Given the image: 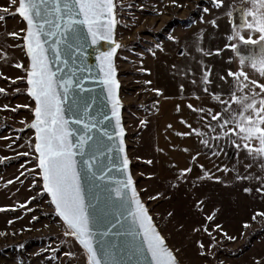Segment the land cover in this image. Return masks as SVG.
Returning a JSON list of instances; mask_svg holds the SVG:
<instances>
[{"label": "rangeland", "instance_id": "374dc122", "mask_svg": "<svg viewBox=\"0 0 264 264\" xmlns=\"http://www.w3.org/2000/svg\"><path fill=\"white\" fill-rule=\"evenodd\" d=\"M227 1L82 0L115 76L136 191L177 264H264V180L237 185L180 183L160 193L158 185L146 184L139 174L142 164L135 160L138 136L157 98L146 60L161 47L180 43L194 47L195 42L209 41L218 29L200 26H214L220 5L227 7ZM19 3L25 18L21 17L24 26L18 39L25 46L28 33L29 57L25 55L22 78L0 86V264H96L81 234L64 216L65 195L61 203L51 189L55 157L42 110L44 92L34 91L29 83L34 66L40 69ZM8 16L0 13L1 19ZM188 19H194L193 24L184 26ZM176 66L172 59L166 65L170 70ZM54 174L64 193L59 173Z\"/></svg>", "mask_w": 264, "mask_h": 264}, {"label": "crops", "instance_id": "0c3cea01", "mask_svg": "<svg viewBox=\"0 0 264 264\" xmlns=\"http://www.w3.org/2000/svg\"><path fill=\"white\" fill-rule=\"evenodd\" d=\"M227 2L214 26H200L218 29L209 41L161 47L146 60L157 98L135 160L146 184L158 185L160 193L180 183L264 180V0ZM3 12L9 16L0 18V86L22 78L29 57L27 41L22 47L18 39L25 18L19 0H0ZM170 59L175 70L166 67ZM34 68L29 83L38 92Z\"/></svg>", "mask_w": 264, "mask_h": 264}, {"label": "water", "instance_id": "95a60500", "mask_svg": "<svg viewBox=\"0 0 264 264\" xmlns=\"http://www.w3.org/2000/svg\"><path fill=\"white\" fill-rule=\"evenodd\" d=\"M45 85L70 209L96 264H174L139 199L115 76L82 0H20Z\"/></svg>", "mask_w": 264, "mask_h": 264}, {"label": "bare ground", "instance_id": "6f19581e", "mask_svg": "<svg viewBox=\"0 0 264 264\" xmlns=\"http://www.w3.org/2000/svg\"><path fill=\"white\" fill-rule=\"evenodd\" d=\"M39 69H40V67H39ZM37 74H38L37 77H39V82H40V91L43 89V92H44V103H43V106H42V110L45 111L47 124H48L49 132H50V137L49 138L47 137V139L50 141L51 149H52L53 155L55 157L54 161L52 162V164H53V166H52L53 172H52V177L50 178V185H51V189L53 191V194H54L55 198L59 202H61V203L64 202V196H62V194L65 195V200H66L65 202H67L66 203V207H67L66 209H70V201H69V197H68V193H67V189H66V185H65V180H64V175H63V168H62L61 159H60L59 153H58V148H57L56 138H55V134H54V130H53V125H52V121H51L50 114H49L48 101H47V97H46L45 85H44V82H43V79H42L41 70L40 71L38 70ZM55 171L59 173L60 181H62L61 183H62V187H63L64 193H62L61 190H59L58 187H57V183L55 181V174H54ZM167 254L170 257V254L168 252H167ZM170 259L172 260V262H174L171 257H170ZM174 264H177V263L174 262Z\"/></svg>", "mask_w": 264, "mask_h": 264}, {"label": "trees", "instance_id": "16d2710c", "mask_svg": "<svg viewBox=\"0 0 264 264\" xmlns=\"http://www.w3.org/2000/svg\"><path fill=\"white\" fill-rule=\"evenodd\" d=\"M194 19H188L187 21L183 22L184 26H191V24H193Z\"/></svg>", "mask_w": 264, "mask_h": 264}, {"label": "built area", "instance_id": "2783aa9c", "mask_svg": "<svg viewBox=\"0 0 264 264\" xmlns=\"http://www.w3.org/2000/svg\"><path fill=\"white\" fill-rule=\"evenodd\" d=\"M27 36H28V33H26L25 35H24V42L26 43V41H27Z\"/></svg>", "mask_w": 264, "mask_h": 264}]
</instances>
